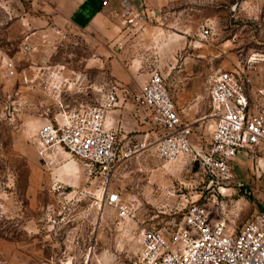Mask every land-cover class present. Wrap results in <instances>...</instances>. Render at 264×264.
I'll return each mask as SVG.
<instances>
[{
  "label": "rangeland",
  "instance_id": "obj_1",
  "mask_svg": "<svg viewBox=\"0 0 264 264\" xmlns=\"http://www.w3.org/2000/svg\"><path fill=\"white\" fill-rule=\"evenodd\" d=\"M36 1L0 0V264H120L139 254L136 230L165 220L174 228L190 202L205 204L213 223L225 217L226 232L264 211L263 150L243 152L230 180L214 186L192 154L159 157L163 131L131 95L162 70L205 155L215 127L212 117L202 119L211 112L212 76L245 69L255 86L264 85V62L252 59L264 57V0H143L136 27L112 14L118 29L59 25ZM115 83L126 90L115 114L137 147L110 180L135 211L126 221L104 205L101 174L89 178L77 157L50 170L36 143L39 128L62 109L97 104ZM113 117L107 126L115 127Z\"/></svg>",
  "mask_w": 264,
  "mask_h": 264
},
{
  "label": "built area",
  "instance_id": "obj_2",
  "mask_svg": "<svg viewBox=\"0 0 264 264\" xmlns=\"http://www.w3.org/2000/svg\"><path fill=\"white\" fill-rule=\"evenodd\" d=\"M124 2L125 23L140 25L143 4ZM102 3L108 5V0ZM200 31L207 38L209 24L201 23ZM9 68L13 73V64ZM124 91L120 83H115L97 104L62 109L39 128L36 140L37 153L48 169L77 157L85 163L89 178L101 174L104 205L116 208L122 221L133 220L136 214L120 192L112 189L110 180L116 167L131 158L137 147L132 149L135 136L131 132L121 126H107V116L123 106L119 93ZM131 95L137 111H143L144 118L163 131L156 143L159 157L168 161L182 153L192 154L214 186L230 180L232 161L243 152L255 147L264 151V85L255 86L245 69H220L210 80L211 112L202 119L212 117L215 127L203 156L193 143V125L181 117L162 70L153 69L143 87ZM212 197L216 204L215 194ZM180 211L183 221L176 222L174 228L166 229L169 221L165 220L162 226L145 223L136 230L139 254L120 264H264V211L230 232L225 231L226 218L213 223L203 203L190 202Z\"/></svg>",
  "mask_w": 264,
  "mask_h": 264
},
{
  "label": "crops",
  "instance_id": "obj_3",
  "mask_svg": "<svg viewBox=\"0 0 264 264\" xmlns=\"http://www.w3.org/2000/svg\"><path fill=\"white\" fill-rule=\"evenodd\" d=\"M39 1L40 2L36 1V3L39 6L44 7V9L47 12H49L48 17L53 22L59 23V25H62L64 24V22L68 21L77 27L103 26L104 28L105 27L108 28L109 24H111L118 29L119 27L117 25H114V23H112L113 20L111 19V17L113 18L112 14L114 12H117L116 13L117 15L124 16L123 14V9L125 7L124 0H108V5H103L102 3L103 0H39ZM135 2L143 4V0H135ZM107 15H109V17H107ZM262 62H264V60ZM115 111L116 108L109 112L110 115L112 114L114 116L113 117L114 119L115 117L118 118L117 120H114L115 128H119L120 126L124 128V125L122 123L123 117H121V113L115 114Z\"/></svg>",
  "mask_w": 264,
  "mask_h": 264
},
{
  "label": "bare ground",
  "instance_id": "obj_4",
  "mask_svg": "<svg viewBox=\"0 0 264 264\" xmlns=\"http://www.w3.org/2000/svg\"><path fill=\"white\" fill-rule=\"evenodd\" d=\"M252 59L255 60L254 63H260L264 60V57L262 55H260L258 58L253 57ZM68 160H70V159H68Z\"/></svg>",
  "mask_w": 264,
  "mask_h": 264
}]
</instances>
